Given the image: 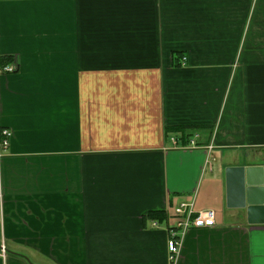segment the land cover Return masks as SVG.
Instances as JSON below:
<instances>
[{"label": "crops", "instance_id": "obj_1", "mask_svg": "<svg viewBox=\"0 0 264 264\" xmlns=\"http://www.w3.org/2000/svg\"><path fill=\"white\" fill-rule=\"evenodd\" d=\"M0 62V264H264L225 173L264 168V0H0ZM182 203L215 226L170 261Z\"/></svg>", "mask_w": 264, "mask_h": 264}, {"label": "water", "instance_id": "obj_2", "mask_svg": "<svg viewBox=\"0 0 264 264\" xmlns=\"http://www.w3.org/2000/svg\"><path fill=\"white\" fill-rule=\"evenodd\" d=\"M227 201L246 213L247 224H264V168H228Z\"/></svg>", "mask_w": 264, "mask_h": 264}, {"label": "built area", "instance_id": "obj_3", "mask_svg": "<svg viewBox=\"0 0 264 264\" xmlns=\"http://www.w3.org/2000/svg\"><path fill=\"white\" fill-rule=\"evenodd\" d=\"M9 71L8 68L3 69ZM11 133L7 130L0 131V149H6L9 146ZM193 145V142L191 141ZM174 223L166 229L167 242L166 250L170 261H175L182 247V242L186 234L191 230L210 229L215 226V213L211 210L193 211L192 203L179 204L174 209ZM160 223L151 222L152 228H158ZM1 254H4L3 247Z\"/></svg>", "mask_w": 264, "mask_h": 264}, {"label": "trees", "instance_id": "obj_4", "mask_svg": "<svg viewBox=\"0 0 264 264\" xmlns=\"http://www.w3.org/2000/svg\"><path fill=\"white\" fill-rule=\"evenodd\" d=\"M0 66H1V62H0ZM0 69H3L2 66L0 67ZM147 217L153 221L158 222V223H162V221L166 220V217L161 212H150L147 215Z\"/></svg>", "mask_w": 264, "mask_h": 264}, {"label": "rangeland", "instance_id": "obj_5", "mask_svg": "<svg viewBox=\"0 0 264 264\" xmlns=\"http://www.w3.org/2000/svg\"><path fill=\"white\" fill-rule=\"evenodd\" d=\"M232 153H233V155H236L235 151H234V152H232Z\"/></svg>", "mask_w": 264, "mask_h": 264}]
</instances>
